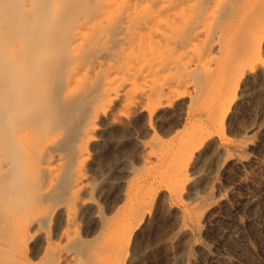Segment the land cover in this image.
Instances as JSON below:
<instances>
[{
	"label": "rangeland",
	"instance_id": "1",
	"mask_svg": "<svg viewBox=\"0 0 264 264\" xmlns=\"http://www.w3.org/2000/svg\"><path fill=\"white\" fill-rule=\"evenodd\" d=\"M64 1L63 11L74 5L71 11H79L78 21L86 22L93 39L73 40L67 52L42 41L60 55L47 62L42 83L57 105L59 121L51 118L49 125L61 122L53 147L61 160L38 157L59 173L57 188L42 204L63 207L53 220L62 227L52 247L77 240L82 249H93L85 250L93 253L90 264L111 258L106 262L114 264L121 240L129 251L119 259L130 253L127 264H264V0H190L181 5L189 23L179 16L177 23H185L172 33L185 38L184 47L173 43L154 51L141 46L134 27L156 13L173 16L178 8L168 9L171 0ZM41 2L22 0L21 6L35 10ZM200 19L198 36L193 27ZM78 21L59 24L68 34ZM147 32L143 28L141 36ZM14 39L29 41L24 34ZM25 66L20 75L38 74ZM39 159L32 199L51 185ZM34 224L27 264L41 263L44 254ZM80 255L85 264L86 254Z\"/></svg>",
	"mask_w": 264,
	"mask_h": 264
},
{
	"label": "bare ground",
	"instance_id": "2",
	"mask_svg": "<svg viewBox=\"0 0 264 264\" xmlns=\"http://www.w3.org/2000/svg\"><path fill=\"white\" fill-rule=\"evenodd\" d=\"M6 1L7 2H5L4 0L3 2V0H0V8H2L1 6L5 7L4 15H2L4 19L0 21V264H27L28 261H27V255H26V252H27L26 248L29 247L28 238L30 237L29 236L30 234H29L28 228L31 223L36 224L35 232L39 231L42 234L41 236H43L41 237L42 244L40 242L39 243L41 244L40 249L41 250L45 249V250L41 251L44 254L41 255L42 256V258L40 257L41 263L39 264H62L64 263L62 261L65 260V258L66 259L69 258L70 259L69 261L74 262V263L72 262L71 264H81L80 263L82 262V255H80L81 253H83V255L85 254L87 255V256L85 255L86 259L83 257L84 258L83 261L85 260V264L87 261H88L87 263L90 264L95 261V260L94 261L90 260L91 259L90 256L93 255V253L92 254L90 253L93 252V249L92 251L87 250L88 248L85 249L87 250V252L88 251L90 252L89 253L90 255L88 256V253L87 252L85 253V250L82 249V247L78 246L80 244L77 243L78 242L77 240L70 241V243H68L70 246L67 244L68 245V247L66 246L67 248L65 247V248L58 249V248L52 247V244L54 243L53 239L55 236L58 235L59 229H60L59 227L61 226V224L59 226V224L57 222L55 223L53 220H55L57 217L59 218L60 215L57 217H55V215L56 213L60 214L61 208L63 207L56 204L58 202H54L56 205H53L50 208H46V207L44 208L43 205H45L46 201L44 200V198L45 197L47 198L46 195L47 193H49L48 191L53 189V187L54 189L55 187L57 188L58 183L56 182V179L58 178L55 179L56 186H54L53 183H54V178L58 177L59 173L58 172L56 173L58 175L57 176L55 172L58 169L57 170L56 168L52 169V167L54 166L50 167L48 166L49 164L47 166L43 165L42 162H40L39 158L44 159L43 157L45 156L48 157V155L50 157L51 155V158L54 157L55 159L56 157V161L61 160L60 154L55 153V150H53V147L55 146V144H57L56 142L60 134V123L61 122L56 123L53 127L52 125H49L51 118L54 119L55 122L57 120L59 121L58 118H55L57 117V115H55L56 111L54 109L57 108L56 107L57 105L55 106V108L52 107L54 106L52 104H55L56 102L55 103L50 102L52 98L50 97V94L44 88V84L42 83L43 73L47 69V62H50L51 60L53 61L58 60L60 55H58V53H54V51L48 52V50H45V47L43 46L42 41L46 39L45 42L47 41V43L58 47V49L60 48L59 51L63 50L64 48L67 52V49H71V46L69 47V42L73 40H80L83 38L84 39L88 38L86 41L91 42V40L93 39L92 38L93 35H90L91 33H88L85 31V28H86L84 27V25L86 24L85 21H80V20L78 21L79 16H77V14L79 11L77 13L74 10L73 11L75 13L71 11L74 7L73 5L74 3H71V5H73L72 9L70 6L69 12L68 11L66 12V11H63L64 4L62 3H65V1L63 2V0L62 1L56 0L53 4H51L50 0H42V2L39 3L40 5H38L35 10H30V9L25 10L26 7L24 8L23 5L21 6L22 0H9V1L6 0ZM171 1L170 3L174 4ZM188 1L190 0L178 1V3L175 4L174 6H171L172 4H170L168 8L169 10L170 9L177 10V8L179 10L181 8L183 11H181V9L180 11L178 10L176 12L174 11L175 13L174 12H173L174 14L172 13L173 16L170 15L171 13L169 12V14L167 15L169 19L167 17H165L167 19H165L164 17H161L160 14L156 15L157 14L156 13L155 15L153 14L154 16L152 15L151 19H148L147 21L145 20L143 24L142 22H140L141 24H138L136 27H134L135 28L134 32L136 31V33H140L141 46L142 47L144 46L143 48L148 46L147 49L148 50L151 49V51H154L160 45L161 47L165 46L167 48L168 46L166 45L168 44H171L174 47H176L177 45L181 46L180 48L182 49L184 47V46L182 47L183 44L181 40L183 37L179 36L180 38L178 39V37L175 36L177 37V39L176 38L174 39L173 36L176 34H174L173 30L176 29L175 27L179 28V25L181 26V24L184 22L182 20L187 19L185 16H183L184 19H182L183 17L181 16L184 10L186 9L185 7H187L186 4H188ZM19 5L23 7V9L20 8ZM181 5L182 6L184 5L185 7L182 8ZM184 13H186V10ZM169 16H172L173 19L170 18ZM22 17L26 19L24 21L23 20L20 21L19 19ZM178 17H179V20L182 19L181 24L177 23L179 21V20L177 21ZM205 18L207 19V17ZM205 18L203 19L204 21L206 20ZM66 19L68 20V23L63 22ZM60 21L64 25L73 23L74 21L75 22L78 21V27L71 24L72 29H70V33L68 32L69 34L68 35L66 34L65 27L61 25L62 23ZM55 22L56 24L57 22L58 24L61 23L59 24L60 26L57 29L55 28ZM200 23H201V19L199 23H197V25L193 27L195 28L196 34H198V36H199L200 31L203 29L200 27V25L203 26L204 22L201 24ZM162 24H163V27L161 26ZM172 26H174V29L172 28ZM60 27H62V29ZM128 28H130L129 25H128ZM143 28H146L148 31L145 36H141V31ZM169 28H170V31H169L170 33L167 34V31L169 30ZM132 29H131V32L133 31ZM187 29L188 28H186V30ZM189 29L192 30L191 26ZM195 31H192V33L193 32L195 33ZM23 34L28 36L29 41L26 43H22V44L20 42L17 43L14 37H16V35H23ZM151 34L153 36L157 34L158 38L156 37L157 39H155V36L153 38ZM169 34L170 35L172 34L171 37L168 36ZM188 34H189V31H188ZM181 35L184 36V34L182 33ZM90 36H91V40H89ZM133 36H135V33L133 34ZM146 36H148L149 38L147 39ZM151 36L153 39L151 38ZM159 37L161 39V42H160ZM183 39L185 40V38ZM157 40L160 42V44L158 45L156 44L158 43ZM186 41L184 42L186 43ZM162 42H164L163 43L164 45L162 44ZM73 48H75V46H73ZM75 54L76 53H72L74 57H75ZM95 62L101 63V60L97 59V61ZM25 65H28L30 67L34 66L36 69L38 68L37 73L39 75L38 74L35 76L34 75L27 76V74L25 75L24 74L25 72L23 71L25 70V67H27ZM19 67L24 68L22 70L24 72V73L22 72L23 75L22 74L20 75L19 70L22 68L19 69ZM27 69H29V67ZM52 101L54 100L52 99ZM43 143L50 145L49 148H46L48 146L45 147L44 145H42ZM41 145L44 146L45 148L41 147ZM55 148L57 147L55 146ZM38 159H39V162L41 163L39 164L40 166H38V168L40 167L41 170H46V172L48 171L50 173L49 174L47 172L51 177L50 178L51 185L49 183L50 185L49 189L47 188L46 191H44L43 193L38 194L37 192V194H35L33 191V194L38 195V196L34 198L35 196L31 194L32 196H34L33 197L34 199H32L28 192H30L31 190L30 188L33 185V183H35L36 185V182H37L35 179H33L35 180L34 182H31V179L33 178L35 174L36 175L39 174V173L38 174L34 173V175H32L33 170L35 171L36 169L34 166H37L36 164L38 163L37 161ZM43 163H44V160H43ZM42 175H43V172H42ZM46 176L47 174L45 175V177ZM43 187L44 186H42V190H44ZM74 192L72 194H74ZM27 194H29V198H31L30 199L31 201L26 199L25 196H28ZM24 197L28 201H25V199H23ZM43 201H44V204H43ZM81 208H84V207H81ZM24 214H26L25 216H27L28 214L27 223H23L20 220ZM125 226L128 227V225H125ZM129 238L126 239V242H129L127 241ZM71 242L72 243L74 242L76 244L73 245L74 244L73 243L71 245ZM120 242H121V245H118ZM120 242H118L117 244L115 242V244L117 245L116 246L114 244L116 246V249L114 248L115 246L112 248L113 249L112 254H114V249L116 250L115 255H114V264L116 263L115 262L116 260L117 261L120 260L118 262L119 264H125L127 262L128 255L126 253H128L129 250L127 251L124 249L126 247L125 246L126 244L123 245L124 247L122 246L123 240H121ZM79 249H81L82 251L80 252ZM120 252H122L123 254L124 252H126L124 256H121L122 260L119 259ZM38 253L40 252H37V254ZM129 257H130V253H129L128 258ZM94 258L96 259V257ZM112 259L113 258L106 259V260L113 261ZM106 260L105 261L102 260L104 262L101 261L102 262L101 264L103 263L107 264ZM98 261H97V264H98ZM82 264L84 263L82 262Z\"/></svg>",
	"mask_w": 264,
	"mask_h": 264
}]
</instances>
